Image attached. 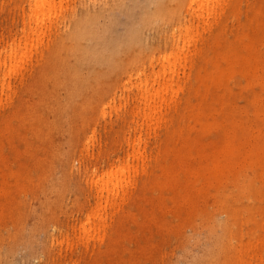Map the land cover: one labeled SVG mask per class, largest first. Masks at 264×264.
<instances>
[{"label": "rangeland", "instance_id": "374dc122", "mask_svg": "<svg viewBox=\"0 0 264 264\" xmlns=\"http://www.w3.org/2000/svg\"><path fill=\"white\" fill-rule=\"evenodd\" d=\"M116 1L0 0V264H264V0Z\"/></svg>", "mask_w": 264, "mask_h": 264}, {"label": "bare ground", "instance_id": "6f19581e", "mask_svg": "<svg viewBox=\"0 0 264 264\" xmlns=\"http://www.w3.org/2000/svg\"><path fill=\"white\" fill-rule=\"evenodd\" d=\"M132 1H134V0H132ZM152 0H145V2H144V4H142L141 6V8L139 9V13H138V19H137V21L135 22V24L136 23H138L139 21H141V22H143L144 24H148V26H152V28H153V24L152 23H150L149 22V20H147V18L148 17H141V16H143L144 14L146 15V16H150L149 15V13H148V11H147V9L149 8V6H148V4L151 2ZM158 1H160V4H158L157 5V7H158V9L160 10V11H162L160 14H158V13H156L155 11H157L156 9H153V10H151L156 16L155 17H160L161 15L162 16H164L163 15V13L164 14H166V16H164V18L166 19V21L167 22H172L173 23V21H175V22H178V21H182V23H183V25L184 26H186V23L188 22V20H189V22H190V20L192 19V18H194V20H195V22H196V27L200 24V19L202 18V16H203V11H204V5L206 4V1H208V0H190V3H189V6H187V8L188 9H186L187 10V16L183 13V14H181V17H172L171 16V14H170V11H171V9H172V7L173 6H175V1L174 0H158ZM181 0H178V3L180 2ZM213 1V0H212ZM127 2H128V0H118V1H116L115 3H113V4H111L110 6H107V7H109V8H107V9H104V11H102V12H99L98 14H97V16L95 17V18H99V17H104L105 16V14H107V18L109 19L110 18V14L112 13V11H114V10H122V8H125V6H126V4H127ZM133 5V4H132ZM133 7V6H132ZM138 10V9H137ZM136 10V11H137ZM130 11V10H129ZM185 12V11H184ZM131 13V12H130ZM144 15V16H145ZM189 16V17H188ZM169 17V18H168ZM150 18H152V17H150ZM193 24V23H192ZM178 25H179V23H178ZM177 25V27H176V29L175 28H173V30L171 31V35L170 36H174V35H176L178 32H181V30L180 29H182V27L179 25L178 26ZM190 25V24H189ZM78 26V24H76L75 25V28ZM155 26V28L156 29H159L160 27H161V24H156V25H154ZM189 29V26H186L185 28H184V30L186 31V30H188ZM174 30H176V31H178L176 34L174 33ZM135 31V25L132 27V28H130L129 27V30L126 32L127 34L126 35H128V39L132 36V35H129V34H131V33H133ZM75 35V34H74ZM179 34H177V36H178ZM180 36V35H179ZM178 36V37H179ZM183 38V37H182ZM179 39V38H178ZM137 40H139V37L137 38ZM180 40V39H179ZM169 44H173L174 42H177L178 40H176V39H174V38H172V41H171V37H170V39H169ZM187 42V41H186ZM184 43H185V40H183V46L181 47V48H183L185 45H184ZM155 44V43H154ZM113 45H117V43L116 44H114L113 43ZM181 46V45H180ZM177 47V46H176ZM110 49L111 50H114L115 49V47H112V46H110ZM171 49V48H170ZM177 49V48H176ZM111 50H109L110 52H115V51H111ZM129 55H131L132 53H128ZM104 58H106V57H104ZM115 58V57H114ZM109 61V60H108ZM138 61H136V63H134V66L135 67H137V65L139 64V63H137ZM111 63V62H110ZM145 63V62H144ZM149 65H151L150 64V62H149ZM152 65H154V64H152ZM151 65V66H152ZM112 67H113V65H112ZM115 67H117V68H119V66H118V64H115ZM150 67V66H149ZM131 69H133V68H131ZM136 72H138V71H136ZM131 74V73H130ZM139 76V75H138ZM129 77V76H128ZM153 79H155V76L153 77ZM212 161H213V166H211V171L213 172V173H215V171H216V169H219L220 168V164H219V162H218V160H217V158L216 157H213L212 158ZM229 164V162L227 163V165ZM226 172L227 173H230V170H229V168L227 167V169H226ZM115 174H116V172H111V173H109L108 174V180L110 181V179L111 180H114L115 179ZM101 179H102V177H99L98 179H97V181L98 180H100L101 181ZM113 184H115V183H113ZM101 189H102V191H107V193H109V191H110V183H103L102 185H101Z\"/></svg>", "mask_w": 264, "mask_h": 264}]
</instances>
